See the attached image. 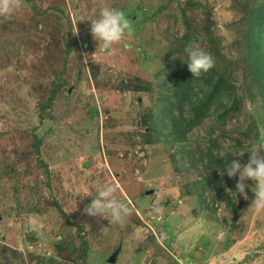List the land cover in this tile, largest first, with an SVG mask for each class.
Instances as JSON below:
<instances>
[{"label":"rangeland","instance_id":"rangeland-1","mask_svg":"<svg viewBox=\"0 0 264 264\" xmlns=\"http://www.w3.org/2000/svg\"><path fill=\"white\" fill-rule=\"evenodd\" d=\"M8 3L13 10L0 14V264H264V210L250 209L253 193L236 195V181H225L201 202L192 184L208 172L178 170L184 143L149 136L143 126L166 92L159 84L167 55L195 41L228 75L245 53L242 21L264 0ZM101 6L123 10L133 27L111 52L90 34ZM58 81L66 85L40 123L38 104ZM138 85L146 90L127 89ZM255 91L241 97L240 89V113L216 132L230 134L219 141L225 163H247L244 153L264 146ZM215 120L189 134V151L209 141ZM104 184L135 209L123 225L84 211Z\"/></svg>","mask_w":264,"mask_h":264},{"label":"trees","instance_id":"trees-1","mask_svg":"<svg viewBox=\"0 0 264 264\" xmlns=\"http://www.w3.org/2000/svg\"><path fill=\"white\" fill-rule=\"evenodd\" d=\"M156 18L161 20L159 16ZM242 22L246 27L245 53L242 61L236 63L241 64L239 67L234 65L232 71L227 72L228 75H223L220 68L214 67L208 73L194 77L188 70L187 62H184L180 56L176 59L172 57L175 53L178 55L186 53L187 47L183 50L177 49L174 53L167 55L165 68L161 71L165 77L159 84V88L166 92L159 91L158 103L150 109L147 118L143 120V126L149 136L155 135L157 139L160 137L163 141L173 145L184 143L183 146L177 148V153H180L179 159L175 160L178 170L190 173L200 168L208 172L202 180L192 184L191 190L204 203L208 198V193L214 190L213 188L221 186L225 181L228 183L231 180L235 181L223 176L225 162L221 156L216 154L218 150L223 151L219 141L230 134L222 130L219 139L216 132L220 127L226 126L228 120L240 113L242 106L240 89L246 88V92L242 93L241 97L249 96V92L255 89L253 95L254 100L257 101L255 104L259 109L264 110V3L259 7H254L250 11V16L244 17ZM144 24L140 22L137 27L142 28ZM217 45V52L221 54L220 43ZM237 72L240 73L239 76L235 74ZM171 82L173 85L167 87ZM234 82H241V84L235 85ZM65 85V81L56 82V86L51 89L46 101L38 104L40 123L44 120L42 112L51 108ZM127 89L137 92L140 89L146 90L139 85ZM210 118H216V122L206 131L209 141L203 146H198L194 151H189L187 148L189 134L196 128L203 127ZM255 128L256 131L260 130L258 119L255 121ZM33 131L36 132L35 129ZM240 137L241 134L238 131L232 134L231 140L234 147L240 144ZM34 140L32 143L34 152L39 155L42 140L38 137ZM218 190L223 193L222 189ZM224 198L228 207H235L229 196Z\"/></svg>","mask_w":264,"mask_h":264},{"label":"clouds","instance_id":"clouds-1","mask_svg":"<svg viewBox=\"0 0 264 264\" xmlns=\"http://www.w3.org/2000/svg\"><path fill=\"white\" fill-rule=\"evenodd\" d=\"M12 10L8 0H0V14H8ZM90 34L98 42L99 49L111 52L115 45L133 34V27L123 10L101 6L97 18L91 21ZM186 54V65L194 77L208 73L215 66L213 56L195 41L188 45ZM221 147L223 148V145ZM246 153L250 154L247 163H242L240 158L226 161L223 176L236 181V195L240 194L246 198L248 192H252L250 209L261 211L264 210V146H253L244 155ZM216 154L221 157L224 155L222 150H218ZM116 191L117 189L109 184L97 185L95 197L84 210L85 213L90 217H102L110 224H125L129 217L134 215L135 209L126 200L118 199Z\"/></svg>","mask_w":264,"mask_h":264},{"label":"water","instance_id":"water-1","mask_svg":"<svg viewBox=\"0 0 264 264\" xmlns=\"http://www.w3.org/2000/svg\"><path fill=\"white\" fill-rule=\"evenodd\" d=\"M147 194H149V193H147ZM114 262V258H112L111 260H110V263H113Z\"/></svg>","mask_w":264,"mask_h":264}]
</instances>
